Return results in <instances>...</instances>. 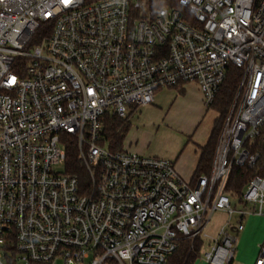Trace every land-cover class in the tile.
<instances>
[{
	"label": "built area",
	"instance_id": "1",
	"mask_svg": "<svg viewBox=\"0 0 264 264\" xmlns=\"http://www.w3.org/2000/svg\"><path fill=\"white\" fill-rule=\"evenodd\" d=\"M148 2L0 0V264H168L185 240L231 264L245 219L264 216V175L226 190L235 165L261 169L264 0ZM229 66L242 77L209 174L187 181L170 159L105 141L107 115L160 89L195 83L212 105ZM70 140L86 187L66 171ZM215 212L229 220L212 236Z\"/></svg>",
	"mask_w": 264,
	"mask_h": 264
},
{
	"label": "trees",
	"instance_id": "2",
	"mask_svg": "<svg viewBox=\"0 0 264 264\" xmlns=\"http://www.w3.org/2000/svg\"><path fill=\"white\" fill-rule=\"evenodd\" d=\"M168 3L175 5L177 0H149L148 2L149 7L152 9H157ZM240 77H242V71L235 66H229L224 84L216 96L214 103L209 106L218 113V117L214 122L207 144L201 147L199 168L195 177L201 174H209L211 170L217 140L237 93ZM103 125L105 141L108 142L109 147L112 150L122 149L123 141L131 126L130 115L127 118H119L114 114H109L104 118ZM252 149H258L261 152V160L259 163L261 169L259 173H256L257 169L255 167L250 168L248 166L235 165L232 168L226 190L236 196L241 195L242 190L252 178L257 175H264V168L261 167V164L264 161V134L255 142ZM66 171L77 174L80 177L82 185L85 187L88 185L89 178L87 171L78 159L77 145L74 140H70L69 145L67 146ZM190 245L191 242L189 240L182 241L178 251L170 257L168 264H196L204 243L202 240H197L192 245V249H190Z\"/></svg>",
	"mask_w": 264,
	"mask_h": 264
},
{
	"label": "rangeland",
	"instance_id": "3",
	"mask_svg": "<svg viewBox=\"0 0 264 264\" xmlns=\"http://www.w3.org/2000/svg\"><path fill=\"white\" fill-rule=\"evenodd\" d=\"M240 81L241 77L238 82V86ZM157 96L160 97V99L157 100L156 104L144 111L142 114H140L141 112L138 110V113L133 115L131 119L132 125L135 124L138 117H140V121H145L149 128L146 133L148 138L155 139L156 142L159 143L164 140L177 142L178 139L176 137H182V134H186L187 132V139H191L193 141V136L196 130L198 131L204 129L208 132L209 129H212L213 120H215L217 113L214 110H209L210 112L202 117L203 115L200 113L201 111L196 99L192 98L191 94H188V98L181 108L176 107L174 111H171L168 108L172 102V97L170 95ZM228 220L229 216L226 213L215 212L210 221V225L207 228V232L212 236H216L220 226L224 225ZM230 220L232 226H234L238 221V217L233 216ZM244 224L245 229L247 228L248 231L246 229L245 232L242 231L239 234L234 264H254L256 256L253 262L252 256H254L253 253L257 249L255 246L258 247L260 245L261 242L259 243V240L262 235V240H264V216H248L245 219ZM244 235H248L246 239L243 238ZM190 249H192V243L190 245ZM206 249L207 247L204 246L200 250V255L196 264H206L203 259Z\"/></svg>",
	"mask_w": 264,
	"mask_h": 264
},
{
	"label": "crops",
	"instance_id": "4",
	"mask_svg": "<svg viewBox=\"0 0 264 264\" xmlns=\"http://www.w3.org/2000/svg\"><path fill=\"white\" fill-rule=\"evenodd\" d=\"M159 91L155 93V99L153 104L138 109L141 112L140 114H142L144 111L148 110L150 107L157 103V100L160 99V97H158L157 95H170L172 97V102L168 106L171 111H174L176 107L181 108V106L186 102L188 94H191L192 98L196 99V102L201 111L200 113L203 115L202 117L207 115L208 112H210L209 110H213L204 103L203 96L199 90V87L195 83H186L180 86L179 88H163ZM138 110L131 111V113L129 114L130 121L133 115L138 113ZM217 117L218 113L216 115V118ZM215 120H213V126ZM148 129V125L145 123V121H140V117L137 118L135 124L132 125L131 122L130 129L123 141V148L145 156H158L170 159L174 162L176 171L183 179L187 181L192 180L195 177V174L199 168L201 147L207 144L212 129H209L208 132H206V130L204 129L198 131L196 130L193 136V141L191 139H187L186 132V134H182V137H176L178 139L177 142L164 140L160 143L156 142L155 139H150L147 137L146 133ZM247 236L248 235H244L243 238L246 239ZM262 239L263 235L260 238L259 243L263 241ZM255 248L257 249L253 253L254 256H252V262L255 256L257 257L259 251V246H255ZM231 264H234V260L231 262Z\"/></svg>",
	"mask_w": 264,
	"mask_h": 264
},
{
	"label": "snow or ice",
	"instance_id": "5",
	"mask_svg": "<svg viewBox=\"0 0 264 264\" xmlns=\"http://www.w3.org/2000/svg\"><path fill=\"white\" fill-rule=\"evenodd\" d=\"M66 2H67V0H66Z\"/></svg>",
	"mask_w": 264,
	"mask_h": 264
}]
</instances>
